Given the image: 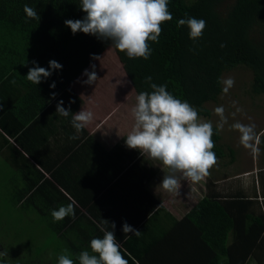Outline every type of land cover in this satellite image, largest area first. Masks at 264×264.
<instances>
[{
    "label": "trees",
    "instance_id": "trees-1",
    "mask_svg": "<svg viewBox=\"0 0 264 264\" xmlns=\"http://www.w3.org/2000/svg\"><path fill=\"white\" fill-rule=\"evenodd\" d=\"M110 46L141 102L146 132L179 145L193 170L235 160L218 126L178 144L163 118L178 111L211 116L205 104L218 101L224 72L239 65L253 72L252 93L264 94V0H0V157L15 171L0 190L12 191L13 204L34 213L42 235L46 229L68 253L66 260L26 261L0 243V258L264 264V176L255 196L211 191L179 219L149 188L159 168L154 154L129 134L109 148L84 126L78 112L85 100L72 84ZM258 143L264 150V134ZM82 151L97 176L73 179L65 166L79 163ZM76 201L100 207L99 220L84 223L91 227L78 220ZM162 213L166 224L155 233ZM182 232L189 241L178 240Z\"/></svg>",
    "mask_w": 264,
    "mask_h": 264
},
{
    "label": "rangeland",
    "instance_id": "rangeland-1",
    "mask_svg": "<svg viewBox=\"0 0 264 264\" xmlns=\"http://www.w3.org/2000/svg\"><path fill=\"white\" fill-rule=\"evenodd\" d=\"M222 80L223 92L218 101L205 104L211 109V116H199L192 111H178L171 115H164V130L169 132L170 137L178 144L189 145L195 141L203 127L216 125L223 136L222 142L227 146L235 147L238 160L232 168H230L232 164L228 160L229 157L219 159L210 166L216 168V165L226 162L227 170H236V168L243 170L256 165L257 157L261 165L264 162V150L258 143V137L264 134V94L252 93L253 72L246 66L239 65L225 71ZM72 86L85 100L78 112L81 121L92 111L90 121L93 125L106 124L103 126L108 127L112 125L115 136L118 138L129 134L140 148H146L149 151H156L157 143L165 141L169 143V146L160 145L167 156L173 155L171 151L178 153L176 145L168 137L160 135L158 139L153 140L151 135L155 131L149 128L146 132L147 125L142 123L141 102L113 46H110L76 79ZM170 171L174 176H167L168 170H163L162 176L158 177L154 185V191L160 190L167 193V196L172 195L174 201H183V195L188 198L193 194L192 188L185 179L188 177V173L184 172L185 163L179 165L178 172L175 169ZM14 173L11 166L4 161L3 157H0V185H6L8 179L14 177ZM245 180L250 182L256 180L259 187V179L257 181L256 176H239L233 183ZM177 182L180 185L178 189ZM163 185L169 188L162 189ZM41 222L34 217V213H25L13 204L12 191L0 190V243L11 250H13L12 246L17 248L16 253L25 254L26 261L31 258L38 259L36 257L51 261H56L57 258L66 260L68 253L63 252L64 246L59 245L51 233H46V229L43 233L45 236L42 235ZM40 250L46 254L40 255ZM9 259H12L14 264H20L15 258ZM5 260L0 258V264L10 262Z\"/></svg>",
    "mask_w": 264,
    "mask_h": 264
},
{
    "label": "crops",
    "instance_id": "crops-1",
    "mask_svg": "<svg viewBox=\"0 0 264 264\" xmlns=\"http://www.w3.org/2000/svg\"><path fill=\"white\" fill-rule=\"evenodd\" d=\"M91 116H92V111L87 116V118H86V115L84 116L83 121H82L84 126L89 130V133L97 136L103 144H105L109 148L112 147L116 142V139L114 138L116 137L114 127L112 125H110V127L103 126L106 124L95 126L93 125V122L90 121ZM89 121L90 123L92 122L91 125H89L90 123L86 124ZM154 135L156 136V139H158L160 136L158 132H155ZM120 138L121 136L119 137V139ZM161 144L163 146H169V143L165 141H162ZM178 146L179 145L176 146L178 153L176 151H171L173 155L168 156V160L166 162H164L166 157L164 156V153H163L164 150L162 149V147H160V149L157 148L156 151H150L151 154H154L153 157L155 159V163L158 165L159 168L157 167V165H155L156 168H158V173L156 175L155 180L153 179L152 180L153 182L149 185V188L152 191V193H154L158 198H160L163 205L167 208V210L170 211L177 218L180 219L184 215H186L201 197L205 196L206 194H211V191L217 192L219 195H222V196L238 195V194L244 193L245 195L252 197L256 195L257 191L261 190L262 184L260 183L259 176H264V162L260 165L259 164L260 161L258 157L256 158L257 160L256 165H253V167H249L243 170L238 169V168H236V170H227L225 167L226 162H221L219 165H216L217 166L216 168L210 166L212 164H207L203 168L195 167L193 170L191 169V162L185 156V154L181 151V148ZM171 149L172 147L170 146V150ZM89 154L90 153L82 151L81 156L78 159L79 163H74L72 165L67 164L65 166L66 172L69 169H73L74 171L73 179H76L77 176H97V171L93 168V162H91V159H89ZM94 157L96 158V154ZM237 160L238 158H235V160L231 163L232 165H230V168H232L234 164L237 163ZM183 163H185L184 172L188 173V177L185 178L186 182H188L193 192L191 196L187 198L186 195H183L184 196L183 201L181 200L174 201L175 199L172 197V195L167 196L166 195L167 193H163L160 190L154 191L155 189L154 185H156L158 177L162 176L161 173L163 170L165 169L168 170L167 176H174V174L171 173L170 170L175 169L178 172L179 165H182ZM200 172H202V174H200ZM194 173L198 174V176H194ZM46 176H50V175L46 174ZM101 176H104V174H102ZM110 176L112 175L110 174ZM239 176H256L257 181L259 179V182H258L259 187L257 186L256 180L253 182L245 180L244 182L233 183L234 180L237 179ZM61 178L66 179L65 176H61ZM166 182L168 183V186L171 188L169 182L167 180ZM168 186L163 185L161 188L166 189V188H169ZM179 187L180 185L177 182L176 188L178 189ZM76 204H78L79 209H80V214H82V216L83 214H86L87 216H89L85 218H83L82 216L79 217L78 220L82 221V226H86L84 223H88L89 221L88 219L96 220V221L99 220V217H98L100 213L99 206H92L91 204L81 206L79 205L80 203L78 202ZM71 208L72 206L70 205V208H69L70 211H71ZM159 217H161V220H159L158 222H155L153 226L155 233L162 232L163 226L166 224L164 220H167V214L162 213L161 216ZM170 224L173 225L172 222H170ZM86 227H91V226L88 225ZM178 240L189 241V238L187 234L182 232V235Z\"/></svg>",
    "mask_w": 264,
    "mask_h": 264
}]
</instances>
